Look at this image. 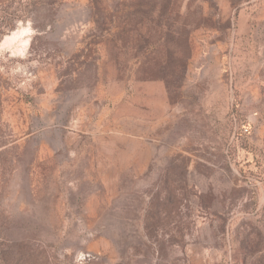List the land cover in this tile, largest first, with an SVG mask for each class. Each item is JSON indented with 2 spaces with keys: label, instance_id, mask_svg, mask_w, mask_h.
I'll use <instances>...</instances> for the list:
<instances>
[{
  "label": "rangeland",
  "instance_id": "374dc122",
  "mask_svg": "<svg viewBox=\"0 0 264 264\" xmlns=\"http://www.w3.org/2000/svg\"><path fill=\"white\" fill-rule=\"evenodd\" d=\"M18 1L0 0V264H264V0H183L182 80L157 72L177 42L121 44L117 0L104 32L90 0L3 29Z\"/></svg>",
  "mask_w": 264,
  "mask_h": 264
},
{
  "label": "trees",
  "instance_id": "16d2710c",
  "mask_svg": "<svg viewBox=\"0 0 264 264\" xmlns=\"http://www.w3.org/2000/svg\"><path fill=\"white\" fill-rule=\"evenodd\" d=\"M64 0H19V9L3 24V29L14 27L20 19H34L35 28L39 31H45L60 13V8ZM116 2V0H90L92 14L97 18V25L104 32L108 30L110 18V9L106 7L108 2ZM122 8L119 12L122 13L121 32L119 40L124 45L128 39L132 37L134 26L136 33L146 37V42L149 45L159 44L164 47H169L170 42H177V45L183 50V59L176 67L172 68L166 62H160L159 74L161 79L169 80L177 78L182 80L187 69L188 61L191 58V43L190 35L193 30L191 21L181 15V5L183 0H148L143 1L141 11L149 16L148 23H140L135 25L129 19V5L134 0H117ZM142 1V0H141ZM124 48V46L122 45ZM171 56V52L165 50ZM127 76L125 69L119 71V78ZM148 76L155 77L153 68L149 71Z\"/></svg>",
  "mask_w": 264,
  "mask_h": 264
},
{
  "label": "bare ground",
  "instance_id": "6f19581e",
  "mask_svg": "<svg viewBox=\"0 0 264 264\" xmlns=\"http://www.w3.org/2000/svg\"><path fill=\"white\" fill-rule=\"evenodd\" d=\"M25 31H27L26 28H21L13 32L11 35L6 36L3 44H12L13 42H16V40L21 37L20 35L23 34Z\"/></svg>",
  "mask_w": 264,
  "mask_h": 264
}]
</instances>
